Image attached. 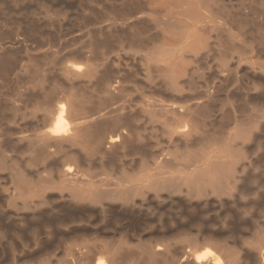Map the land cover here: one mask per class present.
<instances>
[{
    "label": "bare ground",
    "instance_id": "bare-ground-1",
    "mask_svg": "<svg viewBox=\"0 0 264 264\" xmlns=\"http://www.w3.org/2000/svg\"><path fill=\"white\" fill-rule=\"evenodd\" d=\"M33 2L34 6L19 8V0H0V132L4 135L0 139V255L10 264H24L71 235L119 233V246L109 240L112 243L95 244L93 250H69L66 254L71 257L54 262L45 255L37 264H231L208 246L215 244L211 236L192 253H168L143 242L136 249L131 247L130 237L122 233L118 223L128 210L143 209L144 200L151 199V195L145 194V186L131 180L103 187L108 179L101 180L105 174L98 175L96 170L99 164L113 165L125 149L143 150L128 136L138 132L134 125L136 113L185 115V120L165 130L186 139L195 130L193 124L215 119L211 109L215 97L237 95L246 100L251 91L264 97V61H253L246 51H241L240 58L245 65L234 60L240 66L234 73L216 71L212 83L199 85L197 91L191 77L187 86L180 80L187 74L190 58L203 54L210 45L205 26H195L200 17L206 25H219L215 37L222 47V63L238 48L235 39L245 38L249 24L255 33L251 31L253 40L264 48V18L258 15L264 0H239L235 11H229V4L222 0H78L75 9L66 0ZM151 5L155 9H149ZM202 5L212 12L213 19L202 16ZM160 6H170L171 11L161 12ZM175 12L180 13L179 22ZM16 13H24V19L16 18ZM71 20L83 28L82 45L70 42L61 48L54 42L53 32L67 30ZM152 24L157 32L152 31ZM16 38L26 47L27 41L47 39L49 48L44 52L26 48L20 59L14 46ZM157 41L161 43L153 52L161 54L157 61L166 71L162 82L154 81L151 74L150 66L156 61L142 64L133 55L114 51L115 45L126 43L130 49L142 50L153 58L151 47ZM96 72L97 80L92 82ZM237 73L248 76L251 85L228 88ZM11 77L17 82L8 90ZM125 83L148 94H140L136 105L128 102L106 110L99 108L123 94ZM99 87L103 94L93 100L92 94ZM90 88L93 90L87 94ZM22 100L30 106H19ZM20 116L34 117V132L19 131L15 123ZM259 130L264 137V124ZM15 147L25 155L23 161L6 154L7 148ZM164 165L170 176L150 183L157 198L183 197L182 185H187L190 196L185 198L189 202L192 197L207 199L206 185L218 198L232 189V175L219 165H211L207 171L209 184L204 180V171L197 167L183 173L170 160ZM246 183L247 178L238 188L241 193L249 191ZM161 189L167 196L156 195ZM42 234L54 238L43 241ZM138 240L142 241L143 236L139 235ZM30 245L39 251H26ZM246 257L241 264H264L259 251Z\"/></svg>",
    "mask_w": 264,
    "mask_h": 264
},
{
    "label": "rangeland",
    "instance_id": "rangeland-1",
    "mask_svg": "<svg viewBox=\"0 0 264 264\" xmlns=\"http://www.w3.org/2000/svg\"><path fill=\"white\" fill-rule=\"evenodd\" d=\"M66 1L71 4L73 9L77 7L78 0ZM222 1L225 4H229L227 5L229 11H235L238 8L239 0H237L238 2L236 0ZM234 2H236V5ZM30 4L34 6L35 3L33 0H19V8ZM13 7L15 8V6ZM155 7L151 5L148 8L155 9ZM160 8H162L161 12L171 11L170 6H160ZM261 8H258V15L264 18V7ZM199 12L206 19L214 18L212 12L205 5L200 7ZM175 14L177 22H179L180 13L175 12ZM15 17L24 19L25 15L24 13H16ZM67 26V30L58 29L53 32L54 42L62 46L61 48H64L63 46L70 42L75 46H81L82 26L75 20L69 21ZM195 26H205L210 42L209 47L203 54L193 59L190 58L187 74L180 78L184 85L187 86L189 84L188 79L191 77L192 81L196 82L195 91L199 90L200 86L204 84L210 85L216 71L222 70L229 74L234 73L240 67L234 64V60L241 62V51H246L255 62L264 61V48L259 46L256 40H253L255 33L251 29V24L248 25L249 32L247 31L245 38H243L245 41L242 38L235 39L238 48L232 50L229 57L224 60V63L221 62L222 47L217 44L218 38L215 37L219 33V25H206L202 17H200ZM152 27L153 32L158 31L153 24ZM247 34H249L248 37ZM160 43L159 41L156 44L154 43L151 51H155ZM26 44H28V47L24 46L25 44L22 43L20 38L15 39L14 46H16V53L20 59L24 55L26 48H29L32 52H44L49 48L47 39H38L35 43L27 41ZM114 51L121 55H133L142 64L149 65L152 64L149 61H156L150 66L151 74L154 81L162 82L163 73L166 71L162 64L157 61L161 54L153 52L154 57L151 58L142 50L130 49L126 43L115 45ZM66 52L65 49L62 51L63 54ZM245 64L244 61L240 63V65ZM97 76L98 72L94 73L91 81L96 82ZM16 82L17 78L11 77L8 90L15 87ZM242 83L251 85V80L248 76H241L237 73V76L230 81L228 88H233ZM91 90L93 89H88L87 94ZM4 94L5 92L3 91V96ZM102 94V89L100 87L97 88L92 94L93 100H96L97 96ZM140 94H148V92L125 83L123 94L117 95L99 108L106 110L112 105L128 102L136 105L140 100ZM247 97L246 100L241 99L242 97L237 95L229 98L223 96L215 97L211 106L212 116H215V119L211 122L204 121L193 124L195 130L186 139H180L175 131L170 134L165 130L174 128L175 122L185 120V115L170 114L164 116L154 113H136L137 119H135L134 125L138 132L128 134V136H131L130 138L134 144L142 146L144 151H128V149H125L113 162V165L108 163L99 164L96 170L98 175L101 172L105 174L101 177V180L108 179L107 184L102 185L103 187L106 185L115 187L118 180H131L136 181L137 186H145V194L151 195V199L149 197V200H144L143 209L128 210L118 223L122 233L124 231L130 237L129 245L131 247L136 249L140 246L139 242H143L156 245L157 249H163L168 253H175L178 250L192 253L194 250L201 249L203 242H205L207 237L211 236L214 238L215 244L208 246L212 247L222 257L228 259L231 264L243 263L247 259L246 254L255 251L261 253L264 261V137L261 136L259 130L260 126L262 127L264 124V97L253 91ZM18 104L21 107H24V104L27 107L30 106L29 103H25L23 100L19 101ZM37 115H39V112ZM15 124L19 131L24 134L34 132V117L23 118L20 116ZM3 136L0 132V139ZM6 154L20 161H23L25 157L22 150L18 147L7 148ZM166 160L175 163L181 169L180 172L183 173L195 167L201 169L205 173L204 180L207 181L206 184H209L207 171H209L211 165L224 167L232 175L230 179L232 182L230 194H222L218 198L216 193L210 189V185H206L209 188V197L200 200L192 197L189 202L185 198V195L190 196L187 195V185H182L181 193L184 194L183 197L157 198L153 196L155 191L153 187H150L151 181L154 182L155 179L170 176L168 168L164 165ZM246 178L247 183L249 182L248 184L246 183L249 191L241 193L238 188ZM156 193V195L167 196L164 189ZM190 211L191 217L187 214ZM192 212H194V215ZM131 221L134 224H131ZM112 224L113 222L107 226ZM93 227H98V225H93ZM139 235L143 236L142 241L138 240ZM41 236L43 241L53 240L54 238L51 234L47 236L42 234ZM119 237V233L117 235L109 233L101 235L91 233L85 236L71 235L60 242H56L52 249L47 252L50 254L38 252L39 250L35 245H30L25 250H32L29 252L33 253L38 252L36 254L37 258L27 260L24 264H37L45 255L54 262L59 258L71 257V255L66 254L69 250L74 253L81 250L84 251L89 247L93 250L95 249L92 248L93 245L112 243L113 240L119 246L117 243ZM160 238L164 239L160 240ZM109 240L112 241L109 242ZM20 248L19 246L18 249ZM76 255L74 254L73 256L76 257ZM8 261L10 264V260L0 255V264H8Z\"/></svg>",
    "mask_w": 264,
    "mask_h": 264
}]
</instances>
